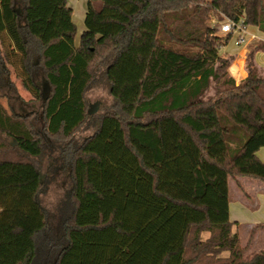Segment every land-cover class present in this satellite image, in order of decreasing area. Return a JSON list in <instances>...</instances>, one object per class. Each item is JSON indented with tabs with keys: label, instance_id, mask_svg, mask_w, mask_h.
<instances>
[{
	"label": "trees",
	"instance_id": "1",
	"mask_svg": "<svg viewBox=\"0 0 264 264\" xmlns=\"http://www.w3.org/2000/svg\"><path fill=\"white\" fill-rule=\"evenodd\" d=\"M40 1L0 0V264H264L250 249L264 224L242 245L229 209L230 178L264 182V42L237 84L236 54L220 53L232 34L211 24L264 32V0H88L79 44L68 0L47 20L54 33H38ZM101 80L113 102L91 115ZM55 150L72 181L57 228L39 200V164Z\"/></svg>",
	"mask_w": 264,
	"mask_h": 264
},
{
	"label": "rangeland",
	"instance_id": "2",
	"mask_svg": "<svg viewBox=\"0 0 264 264\" xmlns=\"http://www.w3.org/2000/svg\"><path fill=\"white\" fill-rule=\"evenodd\" d=\"M211 24L213 26H221L223 24V21L219 22L217 18H214L212 19ZM218 34L224 36V34L220 30H218ZM235 42V38L230 39L228 44L220 50V53L224 56L232 53L236 54L241 46H237ZM170 45L176 49L184 51H192L197 49L194 47H187L178 43H171ZM12 47L13 44L11 43L10 48ZM257 59L258 57L256 58L257 63L263 66L264 64L258 62ZM15 61H17L16 56H13V65L10 66L12 70L11 79L14 80L15 84L17 85L18 93L25 100H30L32 96L22 84V78L19 73L20 71L16 66ZM239 65L240 63L236 61L234 68ZM231 67L228 69V76L232 75L233 73ZM235 80L236 83L239 84L243 79L240 80L237 77ZM213 92V89H211L209 94H213ZM86 98L89 104V110L91 115L96 114L103 106L109 105L113 102V98L109 92V86L107 83L102 82V80L94 82L90 85L86 93ZM2 100L5 104L8 103V100L5 97H2ZM13 104L15 105V107H17V109H19L20 106L14 99ZM40 106L41 102H37L31 104L28 109L31 110L34 108L40 111ZM94 129L95 126L92 125L91 122H87L76 131L74 135L75 141L81 142L86 136L90 135L94 131ZM53 162H55V164H52ZM39 166L44 177V187L39 194V200L48 213L50 223L57 228L69 205L70 191L72 185L70 177V164L67 162V160L62 157L58 150H55L45 155V157L41 160V164H39ZM242 179L244 180V182L250 179L256 180L254 178L248 177H242ZM236 180V178H230L231 201H234L235 194L237 192V189L235 187Z\"/></svg>",
	"mask_w": 264,
	"mask_h": 264
},
{
	"label": "crops",
	"instance_id": "3",
	"mask_svg": "<svg viewBox=\"0 0 264 264\" xmlns=\"http://www.w3.org/2000/svg\"><path fill=\"white\" fill-rule=\"evenodd\" d=\"M60 0H41L40 6L42 8L41 14H43L44 21L40 23H34L37 27L38 33L42 36L43 34L50 33L52 35L53 29H50V25L47 22L52 15H57L59 11ZM96 7L101 6V0H95ZM88 0H68V5L73 9V20L77 24L78 34L76 37V43L79 44L80 36L83 30H85V16L87 12ZM248 41L245 44H235L241 46L236 53V60L234 61L231 70L232 75L235 79L238 77L240 80L246 78L247 70L245 68V61L250 50L258 43L264 42V32L260 31L256 26L249 25L248 29ZM232 53V52H231ZM233 54V53H232ZM258 62L264 64V50L258 51L256 58ZM240 63V67L243 73L234 68L236 63ZM14 81V80H13ZM17 87V85H16ZM258 157L264 161V147H261L257 151ZM242 177H235V187L237 192L235 194L234 201H231L230 197V219L232 222H236L233 230L238 232L241 244L246 245L249 237L250 230L257 224H264V182L261 180L250 179L244 182ZM252 178V177H248ZM229 192H230V180H229ZM251 250H264V227L258 229L254 240L250 247Z\"/></svg>",
	"mask_w": 264,
	"mask_h": 264
},
{
	"label": "built area",
	"instance_id": "4",
	"mask_svg": "<svg viewBox=\"0 0 264 264\" xmlns=\"http://www.w3.org/2000/svg\"><path fill=\"white\" fill-rule=\"evenodd\" d=\"M248 26L245 25L244 19L241 18L239 21L226 19L221 25V32L223 34H232V38L236 39L237 44H245L248 41Z\"/></svg>",
	"mask_w": 264,
	"mask_h": 264
},
{
	"label": "water",
	"instance_id": "5",
	"mask_svg": "<svg viewBox=\"0 0 264 264\" xmlns=\"http://www.w3.org/2000/svg\"><path fill=\"white\" fill-rule=\"evenodd\" d=\"M48 92H49V89H48ZM48 92L44 95V98L46 99L47 96H48Z\"/></svg>",
	"mask_w": 264,
	"mask_h": 264
}]
</instances>
